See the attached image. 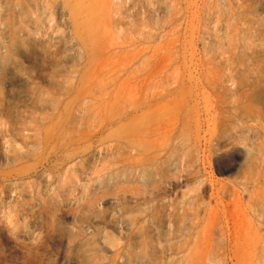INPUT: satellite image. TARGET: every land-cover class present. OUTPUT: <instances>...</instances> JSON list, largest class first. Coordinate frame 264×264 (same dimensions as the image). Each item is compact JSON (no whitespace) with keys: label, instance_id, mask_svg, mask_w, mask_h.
Here are the masks:
<instances>
[{"label":"rangeland","instance_id":"rangeland-1","mask_svg":"<svg viewBox=\"0 0 264 264\" xmlns=\"http://www.w3.org/2000/svg\"><path fill=\"white\" fill-rule=\"evenodd\" d=\"M55 1L0 5V264H264L261 0Z\"/></svg>","mask_w":264,"mask_h":264},{"label":"bare ground","instance_id":"bare-ground-1","mask_svg":"<svg viewBox=\"0 0 264 264\" xmlns=\"http://www.w3.org/2000/svg\"><path fill=\"white\" fill-rule=\"evenodd\" d=\"M261 2L264 6V0H261ZM4 3H6V0H0V5H3ZM53 5L59 14L60 20L64 21L65 20V12H64V5L62 4V2L60 0H56L53 3ZM49 36L52 40H67L69 34L65 30L64 31L51 30L49 32Z\"/></svg>","mask_w":264,"mask_h":264}]
</instances>
